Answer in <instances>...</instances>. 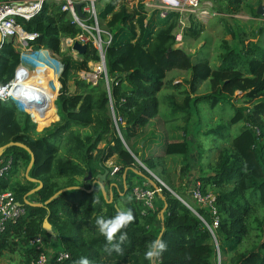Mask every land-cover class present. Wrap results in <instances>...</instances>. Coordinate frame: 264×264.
<instances>
[{
  "label": "trees",
  "instance_id": "trees-1",
  "mask_svg": "<svg viewBox=\"0 0 264 264\" xmlns=\"http://www.w3.org/2000/svg\"><path fill=\"white\" fill-rule=\"evenodd\" d=\"M119 1L116 8L115 0H111L98 11L101 19L109 14L104 27L110 39L103 49L105 72L96 75L95 83L77 74L79 70L89 69L88 61L98 60L93 45L87 42L82 50L76 51L75 57L60 50L63 38H73L81 31L69 13L61 9V0H43L28 18L14 16L23 30L35 33L28 40L30 46L58 53L62 69L54 98L56 111L54 96L47 92H43V102L28 109L34 122L11 99L0 100V144L11 139L31 150L33 162L28 174L38 179L41 186L27 196L29 201L43 202L66 186L83 188L65 189L42 206L22 204L23 214L2 224L0 253L6 249L18 250L21 264H26L39 253L29 240L40 234L49 247L50 259L58 250L67 253L63 264H75L81 257L91 264H151L144 253L162 227L167 251L157 264H264V44L257 39L258 32L250 31L251 35L241 37L243 30H233L235 33L231 31L229 41L221 38L217 45L218 63L211 64L206 57L191 61L188 52L174 45L177 12L161 17L153 10L146 22L144 6L139 0L132 4H129L131 0ZM211 2L210 8L216 14L232 17L243 10L251 17L259 16L255 13L256 0ZM262 29L257 28L259 32ZM196 32L193 28V37ZM18 51L15 37L0 44L1 83L13 75ZM172 69L189 73V91H180L179 102L171 93L164 97L170 115L180 114L186 120L192 110L206 103L208 107H219L227 116L226 120H216L212 132L227 144L218 149L216 159L207 166L208 172L195 178L201 193L208 190L212 193L216 224L212 225L213 215L207 206L193 200L189 203L191 209L177 197H186V186L170 184L169 190L156 181L162 198L155 193L153 208H145L141 201L128 196L134 221L122 229L128 236L122 245L123 254L109 253L96 218L113 217L120 210L113 202L127 197L133 185L152 188L149 182L154 178L145 168L170 182L164 168H159L162 160L176 156L188 164V134L184 137L182 132L181 139H173L177 134L166 128L170 115L158 114L157 93L165 73ZM69 80L72 91L66 84ZM202 80L207 81L208 90L192 94L195 84ZM32 92L17 91L14 95L25 98L35 94ZM235 92L240 97L233 100ZM220 104L226 107L216 106ZM229 126H232L230 132ZM1 157H9L10 164L0 176V190L9 191L16 201L22 202V195L35 185L23 175L16 176L21 168L24 171L29 155L23 148L12 145ZM110 157L117 166L115 175L119 179L125 169V178L134 173V180L129 185L126 183L122 194L120 182L117 188L111 187L112 201L107 202V194L103 198L97 184L87 189L94 174L101 171L98 164ZM87 170L91 177L83 180ZM112 181L114 178H106L104 186ZM163 202L166 205L160 220L158 211ZM45 216L53 235L41 227ZM245 237L250 248L237 251ZM53 239L57 247L51 245ZM217 253L223 257L217 258Z\"/></svg>",
  "mask_w": 264,
  "mask_h": 264
},
{
  "label": "rangeland",
  "instance_id": "rangeland-1",
  "mask_svg": "<svg viewBox=\"0 0 264 264\" xmlns=\"http://www.w3.org/2000/svg\"><path fill=\"white\" fill-rule=\"evenodd\" d=\"M111 0H95V11H96V20H97V27L100 30V37L101 39H104L107 34L104 27V21L108 17V13L105 14L103 19L100 18V15L98 13L100 8H103L108 2ZM123 1V0H122ZM121 2V0L119 1ZM135 2V0H131L130 3ZM118 4V0H115L114 8H116ZM210 0H199V6H208L207 12L204 14H188L185 17L184 20V27L180 33V36L178 39L175 38L176 42L174 45L182 47L186 52L189 53L191 61H193L194 58H203L206 57L211 64L218 63V60L216 59V54L218 52L217 45L221 38H226L228 41L232 37L231 31H237V30H243L242 34H239L241 37H244V34L246 36H249L251 34H248L250 31L252 33L258 32L257 39H260V43L264 44V17H256V18H249L248 15L243 11L239 10L235 13H233L232 17H229L228 15L218 13L216 14L215 11H212L209 7ZM145 10V21L147 22L146 17L149 19L151 12L154 10H149L148 8H144ZM248 20H251V23H248ZM144 21V22H145ZM263 28L261 32L257 30L258 27ZM154 28V26L152 27ZM193 28L197 30L196 37H193ZM233 31V32H234ZM135 36L138 33V28L135 27ZM176 32V26L173 30V33ZM235 33V32H234ZM146 35V34H145ZM129 36V35H128ZM252 40H255L253 38ZM245 42L246 39H243ZM70 43L68 38H63L60 42V50L61 51H67L71 53L72 56H76V50H71ZM49 57L46 58L49 61H46L51 67H59L62 65L61 63V56L58 53H54L53 51L49 50ZM95 62L88 61L87 65L90 68V70H94ZM61 70V69H60ZM85 70H79L77 72L78 76L79 73ZM41 72V70H39ZM37 74H39L37 72ZM80 77V76H79ZM189 77V73L185 70L181 69H172L165 73V77L163 78V85L159 89L157 93V100H158V114L162 117H167L170 115L168 113L169 108L166 105V101L164 97L168 95L169 93L174 95L175 101L179 102L181 101L182 93L181 90L185 89L189 91V84L187 82V79ZM70 80L69 82L66 81V84L68 85V90L72 91V85L70 86ZM47 86V85H46ZM60 87V83L58 81V85L55 84L54 91L51 92V89H46L45 87L40 89L41 87H37L35 89H38L41 92H47L50 97H53L54 95H57L58 89ZM208 90L207 87V81L202 80L199 83L195 84V91L192 94H202L205 93ZM240 93L235 92V95L233 97V100L235 98H239ZM221 107H226L223 104L216 105ZM32 110V108H30ZM219 107H208V105L205 103L203 105H200L197 107V110H192V112L189 114L188 118L185 120L183 119L180 114H172L170 115V122L168 121L166 123V128L169 132L177 134V136L173 137V139H181L186 134L187 140L190 142L189 148H190V154L187 159L188 164L185 165V161H182L179 157H165L162 160V164L160 163V167H163L165 170V174L168 176L170 182L163 181L156 174H151L150 171H148L146 168L145 170L154 178H158L165 184V187L169 190H171V185L174 186H186L185 189L188 192V189L190 188L192 183L198 182L196 181V177L201 173L208 172L207 166L213 163V161L216 159V153L218 149L225 146L227 144V141L222 138H215L216 135H213L212 132L213 128L215 126V122L217 119L226 120L227 116L226 113H222ZM48 113H50V110L48 109ZM46 115V114H45ZM32 120V119H31ZM46 120H48L46 118ZM52 120L53 119H49ZM56 121V120H55ZM41 123H45L43 121H39ZM35 129V127H34ZM232 130V126H229V132ZM172 136V135H171ZM21 168V167H20ZM23 175V168H21L16 176L18 178H21ZM113 175V174H112ZM110 178H114L116 183L121 182V177L119 179L118 176H109ZM199 183V182H198ZM129 185V184H128ZM131 189V188H130ZM101 192V190H100ZM122 192V191H121ZM123 193V192H122ZM121 193V194H122ZM172 193V192H171ZM102 194V193H101ZM173 194V193H172ZM208 194L210 197H212V193L210 190H208ZM174 195V194H173ZM127 197H120L116 199L115 203L113 202V205L116 204L118 209H126L124 206L123 199L131 197L130 190L128 192ZM184 201H186L188 204H191V201H193L189 196L188 193L185 198H183ZM154 204L155 198H154ZM153 208V206H152ZM155 227V225H153ZM250 238V237H249ZM51 245H55L57 247L56 241L53 239ZM249 247V239L246 240V237L243 239L239 247L237 248V251H243L248 250ZM19 251L18 250H2L0 253V264H14V258H19ZM223 257L219 253H217V258ZM227 257V255H226Z\"/></svg>",
  "mask_w": 264,
  "mask_h": 264
},
{
  "label": "built area",
  "instance_id": "built-area-1",
  "mask_svg": "<svg viewBox=\"0 0 264 264\" xmlns=\"http://www.w3.org/2000/svg\"><path fill=\"white\" fill-rule=\"evenodd\" d=\"M43 0H0V36L3 40L9 38V36L15 37L18 45V62L14 68L13 75L6 82H0V100L11 99L15 102L18 108L26 112L31 120L29 108H33L36 104L43 102L44 94L38 89H34V95L28 94L22 98L21 96L14 95L15 92H10L12 84L21 79V81L30 80L29 77L33 72L31 62L25 60V57L31 52H36L38 50H45L46 56L49 57V50L45 47H40L33 49L28 40L32 39L35 36L33 32H26L23 30L18 23L15 22L14 16L18 15L24 18H28L33 13H35L41 6ZM61 9L66 10L71 19L80 27L81 31L77 33L73 38H68L69 42L72 40H77L78 42L87 43L89 42L96 48L98 54V60L95 63V69L82 71L79 73L80 78H84L91 83H95L96 75L98 73L105 72L104 66V55L103 49L105 45L109 42L110 36L106 31L107 36L104 39L100 37V30L97 27L96 20V11H95V0H61ZM137 0H135L136 3ZM144 8L149 10L158 11V15L163 17L168 12H177V24L176 32L174 37L179 38L180 33L184 27V20L188 14L194 13L196 15L206 13L205 7L199 6V0H139ZM259 3H262L264 7V0H256ZM75 2H80V10L83 12V17L80 18L76 15L73 8ZM132 4V3H130ZM51 51V50H50ZM45 61V60H43ZM47 61V60H46ZM40 62V61H38ZM61 66V65H60ZM55 97V95H54ZM54 97L52 102L54 101ZM109 106L111 108V103L109 100ZM114 120V117H113ZM33 121V120H32ZM34 122V121H33ZM119 138L122 140L121 136ZM10 158L5 159L0 157V176H2L7 169L9 168ZM117 170L116 165H112L110 173H114ZM157 182L164 186V183L158 178H155ZM159 187L156 189L150 188L148 186L133 185L130 189L131 196L138 201L142 202V205L145 208H152L153 201L155 198V193L159 191ZM188 194L191 199L195 202H198L200 205H205L209 208L212 216V225L216 224V216L213 206L211 205L212 197L208 193H201L199 188V183L195 182L188 189ZM176 196V195H175ZM185 205L192 209V207L184 201L182 198L177 196ZM24 207L22 204H18L12 194L7 190H0V229L2 224L11 219H15L19 215L23 214ZM29 244L33 245L34 248L39 250L38 255L31 259L26 264H63L64 259L67 257V253L62 250H58L53 259H50V253L47 250L43 236L40 234L34 235L30 240Z\"/></svg>",
  "mask_w": 264,
  "mask_h": 264
},
{
  "label": "water",
  "instance_id": "water-1",
  "mask_svg": "<svg viewBox=\"0 0 264 264\" xmlns=\"http://www.w3.org/2000/svg\"><path fill=\"white\" fill-rule=\"evenodd\" d=\"M73 8L75 10L76 15L78 17L82 18L84 14L80 10V2H75L73 4ZM255 13L256 14H259L261 16H264V7H263L262 3H257V5L255 7ZM12 38H13L12 36H9V38H7L5 40H9L10 41V40H12ZM5 40H3V38H1V36H0V44L3 41H5ZM85 45H86L85 43L78 42L77 40H72L71 43H70L71 50H76V51L82 50L85 47ZM60 69H62L61 66H60ZM54 109L56 111L55 104H54ZM12 145L18 146L20 148H23L27 152V154L29 155L28 162H27V164H26V166L24 168V171H23V176H24V178L26 180H29V181L35 183V185L33 187H31L30 189H28L22 195V202H18V204H28L30 206H42V205L46 204L54 195H56L57 193H59L61 191H64L65 189L74 188V187H76V188H83L82 186H74V185L73 186H66V187L59 188L57 191H55L51 196H49V198H47L43 202H39V201H29L27 199V196L29 194L33 193L34 191H36L41 186V182L38 179L33 178V177L29 176V174H28V171H29V169L31 167V164L33 162V154L31 152V150L29 149V147L26 146L24 143L9 139L7 142H5L3 144H0V157L2 156L4 150H6V148H8L9 146H12ZM98 165L101 168V171H99V172H97V173L94 174V177L91 179V185H90V187L87 190H90L91 187H92V185L94 183L97 184L98 187H99V189L101 190V193H102L103 198H106V194H107L106 201L107 202H110V201H112L111 187L113 186V187L117 188V183L115 181H112V182L109 183L108 187L105 188L104 182H105V179L109 175V170H108V168L105 165H103L101 163H99ZM132 169L137 174H141L136 169H134V168H132ZM90 177H91L90 170H87L86 171V174L82 176V179L83 180L90 179ZM156 181L157 180L154 178V180L151 179L150 182H149L151 184L152 188H154V189L157 188ZM121 185H122V192H124L125 189H126V185H125V169L121 173ZM122 192H119V193L121 194ZM157 195L160 198H162V196H161V194H160L159 191L157 192ZM165 205H166L165 202H163L162 207L158 211V217H159L160 220H162V218H163V214L162 213H163V210L165 208ZM114 207L118 210L116 204H114ZM41 227L44 229V231L46 233H48L50 235H53V230L51 228V224L48 222L46 216L43 217V219H42ZM161 230H162V227L160 228V231H159L157 237L159 236Z\"/></svg>",
  "mask_w": 264,
  "mask_h": 264
},
{
  "label": "clouds",
  "instance_id": "clouds-1",
  "mask_svg": "<svg viewBox=\"0 0 264 264\" xmlns=\"http://www.w3.org/2000/svg\"><path fill=\"white\" fill-rule=\"evenodd\" d=\"M133 221L134 215L130 208L120 209L110 218H105L103 216L96 218L95 223L98 230L107 241L106 251L109 253L114 251L117 254H123L122 245L128 239V236L126 232H122V229H125ZM165 251H167V243L164 241L163 233L161 232L160 236L156 237L148 244L147 250L144 253V258L150 261L151 264H157V261L160 260ZM75 264H91V262L86 257H81Z\"/></svg>",
  "mask_w": 264,
  "mask_h": 264
},
{
  "label": "bare ground",
  "instance_id": "bare-ground-1",
  "mask_svg": "<svg viewBox=\"0 0 264 264\" xmlns=\"http://www.w3.org/2000/svg\"><path fill=\"white\" fill-rule=\"evenodd\" d=\"M46 58L47 56L45 50H38L36 52H31L30 54H28L25 57V60L30 61L31 62L30 64L34 69L31 76L29 77L30 80L21 81V79L18 78V80L12 84V88L10 92L14 91L16 93L17 91H25V90H29L32 92L31 89L37 88L38 86L41 87L40 89L45 87L46 89H51V92H55L51 86L48 88L44 84L47 85L52 84L53 88L55 84L58 85L57 78L60 74V68L59 67L57 68V66L51 67L47 62L43 61L46 60ZM47 61L49 60L47 59ZM39 70H41V72H39ZM37 72L39 74H37ZM41 83L43 85H41ZM32 93L34 94V92ZM45 114L46 113H43V115L46 117Z\"/></svg>",
  "mask_w": 264,
  "mask_h": 264
},
{
  "label": "crops",
  "instance_id": "crops-1",
  "mask_svg": "<svg viewBox=\"0 0 264 264\" xmlns=\"http://www.w3.org/2000/svg\"><path fill=\"white\" fill-rule=\"evenodd\" d=\"M211 1H212V0H210L209 7L211 6V3H212ZM257 3H259V2L256 1L255 7H256ZM201 6H202V5H201ZM202 7H205L206 12H207V9H208L207 7H208V6H202ZM210 9H211V8H210ZM211 10H212V9H211ZM246 14H247V13H246ZM247 15H248V14H247ZM258 15H259V14H258ZM259 16L261 17V15H259ZM259 16L251 17V16L248 15L249 18H256V17H259ZM262 17H264V16H262ZM41 85H43V84L41 83ZM44 85L46 86L47 84H44ZM32 86H34V85H32ZM50 86H51L52 89H53L52 84H48L46 87L49 88ZM38 87H39V86H38ZM101 145H102V144H101ZM101 145H100V146H101ZM102 164L105 165V166L108 167V168H109V167L111 168V166H112L113 164L116 165V164L113 162V157L108 158L106 161L102 162ZM113 175H115V173H113ZM113 175H112L111 173H109L108 177H109V176H113ZM133 175H134V173H129V175L125 178V185H126V183H127V184H130L131 182H133V180H134V178H133L134 176H133ZM115 176H116V175H115ZM108 177H107V178H108ZM114 181H115V180H114ZM120 181H121V180H120ZM115 182H116V181H115ZM105 183H106V182H105ZM120 183H121V182H120ZM108 185H109V184H105V188H107ZM121 186H122V185H121ZM112 187H113V186H112ZM117 187H118V183H117ZM127 195H128V194H127ZM123 202H124V203H123L124 206L127 207V208H129L128 200H127V199H123ZM153 225L157 226V222H156V220H154ZM14 264H21V262L18 260L17 257L14 258Z\"/></svg>",
  "mask_w": 264,
  "mask_h": 264
}]
</instances>
